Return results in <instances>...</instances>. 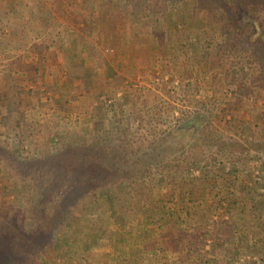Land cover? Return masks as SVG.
Here are the masks:
<instances>
[{
    "label": "trees",
    "instance_id": "16d2710c",
    "mask_svg": "<svg viewBox=\"0 0 264 264\" xmlns=\"http://www.w3.org/2000/svg\"><path fill=\"white\" fill-rule=\"evenodd\" d=\"M90 1L80 0V13ZM16 3L13 0L14 6ZM42 4L43 0L36 6ZM83 16L85 34L96 33L103 47L122 54L135 46L142 51L145 66L151 67L155 57L159 59L158 49L172 50L175 55L182 44L181 49L186 50L181 51L184 76L190 80L194 73L210 75L215 92L222 88L233 93L245 90L251 97L247 108L253 100L263 102V107L254 105L249 118L254 127L256 122L262 126L264 0H110L102 15L91 11ZM39 18L41 13L34 11L29 20L20 18L27 27L22 26L14 36L19 43L29 45L31 31L27 28ZM55 30L60 44L64 33H72L69 27L56 26ZM199 31L204 34L198 36ZM153 39L155 48L146 51ZM36 46L33 41L29 48ZM86 49L84 45L80 59L83 70L89 65ZM107 74L113 75L110 67ZM87 78L79 71L73 85ZM144 93L142 88L123 97V108L137 111V100L147 95ZM201 106L204 110L206 105L202 102ZM141 108L145 110L144 105ZM245 109L223 111L224 116H232L226 129L238 137L247 124ZM160 111L156 112L159 119ZM146 113L143 130L154 134L151 122L157 119ZM106 126L88 125L84 136H78L73 144L53 150L43 147V153L39 151L25 162V169L17 173L15 201L0 208V264H169L175 260L177 264H220L226 263L228 256L236 260L249 257L250 264H264V236L245 231L251 224L264 230L260 225L264 163L261 183L254 184L260 197L256 201L243 194V183L233 172L217 169L209 172L211 177L202 175L209 162L220 165V156L231 158L232 151L223 153L235 143L222 139L204 113L176 127L197 135L188 152L156 166L141 165L144 146L136 143L128 125L114 136ZM136 130L141 138V127ZM208 136L219 144L215 153H203L200 147L211 148L206 143ZM9 159L13 166V157ZM191 168H199V178L191 177ZM222 208L229 215L227 220L211 222L209 217ZM87 216L96 224L84 221ZM61 247L66 249L65 255L60 253Z\"/></svg>",
    "mask_w": 264,
    "mask_h": 264
},
{
    "label": "rangeland",
    "instance_id": "374dc122",
    "mask_svg": "<svg viewBox=\"0 0 264 264\" xmlns=\"http://www.w3.org/2000/svg\"><path fill=\"white\" fill-rule=\"evenodd\" d=\"M14 1L17 2L15 6L13 0H0V208H7L15 201L17 173L25 169V162L30 157L39 151L43 153L42 148L46 146L53 150L61 144H73L78 136H84L88 125H107L104 128H108L111 136L122 128L125 131L128 125L136 143L144 146L140 151L141 165L156 166L157 162L169 161L188 152L197 135L192 131H179L176 127L197 113L209 117L212 127L223 135L222 139L230 138V142H235L223 153L232 151V157L227 159L220 156V165L209 162L202 175L211 177L209 172L217 169L233 172L243 183V194L260 201L254 184L259 182L264 163V151H261L264 149V122L262 126L256 122L257 126L254 127V123H249V118L254 105L263 107V102L253 100L252 106L247 108L251 97L245 95V90L233 93L222 88L215 92L210 75L194 73V79L186 78L181 62V51L186 50L181 49L182 44L176 48L175 55L172 50L158 49L159 59L155 57L151 67L141 62L143 53L135 46L123 54L117 49L103 47L96 33L94 36L84 33L83 15L91 11L102 15L110 0H92L85 4L82 13L80 0H43L39 6L36 3L42 0ZM32 11L41 13L42 18L38 22L33 20V24L28 23L30 26L27 30L31 31V36L29 45L24 46L14 36L22 26L27 27L20 18L29 20ZM56 26L72 30V35L64 33L63 44L57 39L60 36L55 30ZM203 34L201 31L197 33L198 36ZM33 41L37 45L35 49L29 48ZM84 45L88 51L84 56L89 59L86 70L80 64ZM153 48L154 39L146 46V51L150 52ZM75 51L77 54H74ZM108 67L113 70L112 76L107 74ZM140 69H144L145 73L141 74ZM79 71L88 78L82 84L73 85ZM65 83L68 84L66 89L62 87ZM142 88L144 95H147L137 100V111L129 112L128 108H123V97ZM185 97L190 99V104ZM202 102L206 105L204 110L201 108ZM143 105L145 110L141 108ZM232 107L246 108L244 119L247 124L239 137L226 129L232 116L228 113L224 116L223 111H231ZM159 108L161 119L156 116ZM146 112L153 113L157 119L155 123L151 122L154 134L143 130L146 129ZM140 127L141 138L136 130ZM213 140L212 136L207 137L206 143L211 148L200 146L203 153L218 151L219 144ZM11 157L13 166L10 164ZM201 167H204L203 164ZM200 172L199 168H191V177L199 178ZM20 205L23 206V202ZM228 217L222 208L209 220L217 222ZM84 221L96 224L93 217L87 216ZM261 224L264 226V217L260 220ZM260 228L251 224L245 231L261 238L264 230L260 231ZM60 250V253L66 254V249L61 247ZM105 253L101 256L106 257ZM46 255L52 256L49 250ZM228 257L226 263L222 261L220 264H239L238 261L240 264H250L249 257H240L239 260L234 256ZM177 261H170L169 264H177Z\"/></svg>",
    "mask_w": 264,
    "mask_h": 264
}]
</instances>
